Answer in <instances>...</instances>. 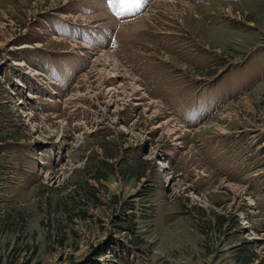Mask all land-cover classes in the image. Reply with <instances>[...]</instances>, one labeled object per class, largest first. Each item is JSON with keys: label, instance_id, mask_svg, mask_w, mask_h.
<instances>
[{"label": "rangeland", "instance_id": "1", "mask_svg": "<svg viewBox=\"0 0 264 264\" xmlns=\"http://www.w3.org/2000/svg\"><path fill=\"white\" fill-rule=\"evenodd\" d=\"M64 1L0 0V264H264V0Z\"/></svg>", "mask_w": 264, "mask_h": 264}, {"label": "bare ground", "instance_id": "2", "mask_svg": "<svg viewBox=\"0 0 264 264\" xmlns=\"http://www.w3.org/2000/svg\"><path fill=\"white\" fill-rule=\"evenodd\" d=\"M162 1H165V0H155L151 10H155L156 7H159L160 3H162ZM104 2H105V0H65L63 2V4L58 5L56 7V9L52 13V15L65 18V20H68L67 22L70 24L71 28H74L76 30H80L79 27L83 26V28L87 27V28L94 29L95 30L94 32H96V31L102 32L103 28H107V29L111 30L112 33L115 31V33H116L115 35L121 33L122 36H124V35L127 36L126 33L129 32L128 30H126L124 28V26L126 24L140 21V20L146 18V16L148 17V15L145 14V15L137 18V19H133V20H130L128 22H122V23H119V24L116 25V23H118V22L115 23L113 18L111 17V15L108 13V11L104 9ZM82 5L84 6V8H90V6L93 5L94 7H96L98 12H96V14H94V15L87 16V18L83 17L82 15H80L78 17H75V16L72 17L68 13H67V15H63V16L61 15V13H63L64 11H67L69 8L78 9ZM82 17H83V19H82ZM84 18H86V19H84ZM84 22H86V23H84ZM142 28L140 30H142ZM134 30H135V28H134ZM136 32H137V29H136ZM91 34H92L91 36H88L89 39L87 40V42H83V43H82V41H81V43H79V42L75 43L76 41L75 42H71V46H70L71 49H69V50L67 49L65 52H68V51L72 52L75 49H77L76 51H74L75 53L78 52V53H80L82 55L84 54L86 57L93 58L92 68H94V70H95L100 65L101 62H103V61L107 62L105 60V59H107L106 56H108V55L111 56V54H110L109 51H107V50H105V48H103V45L101 46L100 42L97 44L98 47L96 45L95 46L94 45H90L88 42H92L94 44V41L97 39L95 36H93V34H94L93 32H91ZM98 34L99 33H97V35ZM107 34H109V33H107ZM121 35H120V37H121ZM58 41H60V42H62V41L63 42H65V41L68 42L67 40H65V38H62V39L59 38ZM28 47H29V44H22L20 46L15 47V48L20 49V50H25ZM104 63H103L104 67L110 65V64L106 65V63L105 64ZM17 65H22L23 66L24 63H23V61L17 62ZM118 70L119 69L117 68L114 71V73L117 74V77L118 76H123V74H121L120 71H118ZM35 74H38V73H35ZM86 77H88V73H84L83 75H81L80 79H84ZM114 89L115 88L113 86L112 87L110 86L108 90L111 91V90H114ZM143 98L144 97H140L138 100H142ZM137 104H139V103H137Z\"/></svg>", "mask_w": 264, "mask_h": 264}, {"label": "trees", "instance_id": "3", "mask_svg": "<svg viewBox=\"0 0 264 264\" xmlns=\"http://www.w3.org/2000/svg\"><path fill=\"white\" fill-rule=\"evenodd\" d=\"M94 176H95L96 180H99V178L101 177V175L98 172H95Z\"/></svg>", "mask_w": 264, "mask_h": 264}, {"label": "snow or ice", "instance_id": "4", "mask_svg": "<svg viewBox=\"0 0 264 264\" xmlns=\"http://www.w3.org/2000/svg\"><path fill=\"white\" fill-rule=\"evenodd\" d=\"M111 2L115 3V2H124V0H111Z\"/></svg>", "mask_w": 264, "mask_h": 264}]
</instances>
